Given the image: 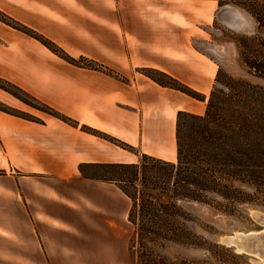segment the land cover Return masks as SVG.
I'll return each instance as SVG.
<instances>
[{
    "label": "crops",
    "instance_id": "obj_1",
    "mask_svg": "<svg viewBox=\"0 0 264 264\" xmlns=\"http://www.w3.org/2000/svg\"><path fill=\"white\" fill-rule=\"evenodd\" d=\"M210 4L217 5L201 0H0V14L69 58L93 65L69 64L0 20V79L73 123L0 89L1 105L33 119L0 111V216L6 212L9 217H0V227L29 228L23 240L0 233V259L94 264V257L104 264L118 245L125 259L129 200L113 184L84 178L78 167L133 164L143 155L176 161L177 113H204L219 69L195 46L197 31L204 34L211 25L212 15L203 17L212 12ZM146 69L169 75L204 101L155 84L142 74ZM3 206L13 207V217ZM80 206H90L85 219Z\"/></svg>",
    "mask_w": 264,
    "mask_h": 264
},
{
    "label": "trees",
    "instance_id": "obj_2",
    "mask_svg": "<svg viewBox=\"0 0 264 264\" xmlns=\"http://www.w3.org/2000/svg\"><path fill=\"white\" fill-rule=\"evenodd\" d=\"M214 1L232 5L255 24L252 35H235L240 65L251 76L264 79V0ZM0 20L38 39L69 64L92 66L73 60L51 42L0 14ZM155 84L204 101L205 97L169 75L146 69ZM0 89L25 105L73 125L66 117L0 79ZM0 111L33 120L0 104ZM176 161L143 155L133 164H82L80 174L90 180L115 185L130 202L127 222L133 229L131 264H235L242 257L197 234L194 217L183 203H198L227 216L241 205L264 203V86L218 69L202 115L178 112L175 122ZM92 172V175H89ZM171 246L200 250L204 257L168 255Z\"/></svg>",
    "mask_w": 264,
    "mask_h": 264
},
{
    "label": "rangeland",
    "instance_id": "obj_3",
    "mask_svg": "<svg viewBox=\"0 0 264 264\" xmlns=\"http://www.w3.org/2000/svg\"><path fill=\"white\" fill-rule=\"evenodd\" d=\"M210 5L213 6L212 8L209 7V9L212 10V12L209 11L208 14L203 15V17L206 18L212 15L211 25L209 27V30L204 34L197 31V35H196L197 39L195 40V46L203 53L211 57L214 61H216L218 63V67L221 68L223 72L234 77L245 78L253 83L264 86V79L249 75L240 65L237 56L236 47L231 41V38L234 37L235 35L254 34L255 24L253 20L244 12L245 14H243L242 18L244 19L245 27L243 29H238V30L230 29L227 26H225L223 20L221 19V13L223 10L221 11V8L217 7V5L215 4H210ZM182 7L191 8L192 6L190 4L188 5L187 3H182ZM198 20H200L201 22H206L204 19H198ZM204 39H206L207 41H203ZM224 45H230L233 46L234 48L229 49L227 48V46ZM16 112L26 117H32L23 112H19V111ZM92 174L93 173L91 172L89 175ZM186 204L188 203H183L182 207L187 212H189L195 219V223L192 224L193 230L197 234L204 237L207 241L211 243H215L219 246L228 248L225 245L218 242L215 237L232 235L236 232L247 233L250 231H255V232L264 231V203H262L261 205H253V204L241 205L238 208V213L235 214L234 216L224 215L220 212L215 211L214 209H212L207 205L199 204L200 206L197 207L195 206V204H193V206H186ZM3 207L6 208L8 215L10 217H13V207L12 206H3ZM88 209H90V206H80L79 214L81 219L87 218L85 213L87 212L86 210ZM116 209L118 212L120 207L116 206ZM256 215L259 216L260 219H258ZM0 217L9 218L6 212L4 213L3 216L1 214ZM0 229L5 231L2 232L0 230L1 234L15 235L18 238L20 237L21 240L25 239L22 236L27 235L26 233H28L29 231V228L27 226L5 227V228L0 227ZM125 229L127 230V232L123 234L126 241L125 247L126 249L128 248V254L126 250V257L125 259H123L120 255V246L118 245L117 248L112 253V255L107 259V261H102L104 262V264H131L132 261L134 260V254H133L134 251L130 250L133 232L129 224L126 225ZM230 250L232 251V253L236 254L232 249ZM0 251H2L1 248ZM166 254L168 255L179 254L187 258L204 257V253L200 250H193V249L181 248L175 246H171L170 248H168L166 250ZM94 256H96V253H94ZM239 256H241L242 258L241 259L230 258L229 260L234 262L235 264H253L251 263L250 259L247 256L244 255H239ZM93 261L94 264H98L97 262H99V260L94 257H93ZM0 264H32V263H30L28 259H23V258H5V259H0Z\"/></svg>",
    "mask_w": 264,
    "mask_h": 264
},
{
    "label": "water",
    "instance_id": "obj_4",
    "mask_svg": "<svg viewBox=\"0 0 264 264\" xmlns=\"http://www.w3.org/2000/svg\"><path fill=\"white\" fill-rule=\"evenodd\" d=\"M223 10V11H222ZM221 19L225 26L238 30L245 27L243 14L239 8L227 5L221 7ZM200 206L198 203L186 204V206ZM257 216V215H256ZM260 219L259 216H257ZM260 221V220H259ZM218 242L232 249L237 255L247 256L253 264H263L264 261V231L247 233L236 232L232 235L215 237Z\"/></svg>",
    "mask_w": 264,
    "mask_h": 264
},
{
    "label": "bare ground",
    "instance_id": "obj_5",
    "mask_svg": "<svg viewBox=\"0 0 264 264\" xmlns=\"http://www.w3.org/2000/svg\"><path fill=\"white\" fill-rule=\"evenodd\" d=\"M262 263L264 264V261H262Z\"/></svg>",
    "mask_w": 264,
    "mask_h": 264
}]
</instances>
